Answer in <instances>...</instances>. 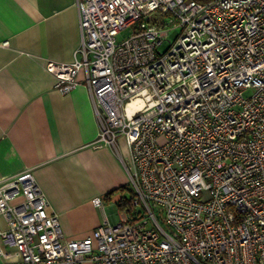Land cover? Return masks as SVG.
Listing matches in <instances>:
<instances>
[{"label": "built area", "instance_id": "built-area-1", "mask_svg": "<svg viewBox=\"0 0 264 264\" xmlns=\"http://www.w3.org/2000/svg\"><path fill=\"white\" fill-rule=\"evenodd\" d=\"M75 1L74 60L46 68L64 92L84 68L97 140L118 151L124 136L132 194L118 222L70 238L30 169L2 179L0 256L264 264V0Z\"/></svg>", "mask_w": 264, "mask_h": 264}, {"label": "crops", "instance_id": "crops-1", "mask_svg": "<svg viewBox=\"0 0 264 264\" xmlns=\"http://www.w3.org/2000/svg\"><path fill=\"white\" fill-rule=\"evenodd\" d=\"M79 43L75 0H0V180L30 169L70 238L111 223L107 208L119 221L132 194L119 149L97 140L84 68L66 92L46 68L72 62Z\"/></svg>", "mask_w": 264, "mask_h": 264}, {"label": "rangeland", "instance_id": "rangeland-1", "mask_svg": "<svg viewBox=\"0 0 264 264\" xmlns=\"http://www.w3.org/2000/svg\"><path fill=\"white\" fill-rule=\"evenodd\" d=\"M131 30V27H127L126 29H124L118 36H117V40H122L124 37H126L129 32ZM117 145H118V149L120 151V154L122 155L123 159H128L129 158V149H128V146L125 142V139H124V136L123 135H120L118 138H117ZM108 210V213H109V221L111 223H114L116 221L115 219V215L114 213L112 212L111 209L107 208ZM122 212V210H121ZM159 220L161 223H163L162 221V217L161 216H158ZM118 222V221H117ZM86 264H90V263H86Z\"/></svg>", "mask_w": 264, "mask_h": 264}, {"label": "bare ground", "instance_id": "bare-ground-1", "mask_svg": "<svg viewBox=\"0 0 264 264\" xmlns=\"http://www.w3.org/2000/svg\"><path fill=\"white\" fill-rule=\"evenodd\" d=\"M139 105H141V100L139 98H135L127 105V109H131L132 107Z\"/></svg>", "mask_w": 264, "mask_h": 264}, {"label": "trees", "instance_id": "trees-1", "mask_svg": "<svg viewBox=\"0 0 264 264\" xmlns=\"http://www.w3.org/2000/svg\"><path fill=\"white\" fill-rule=\"evenodd\" d=\"M200 1H205V0H200ZM128 201H129V199H128L127 201H125V203L127 204V203H128ZM125 203H124V204H125ZM126 204H125V205H126Z\"/></svg>", "mask_w": 264, "mask_h": 264}]
</instances>
